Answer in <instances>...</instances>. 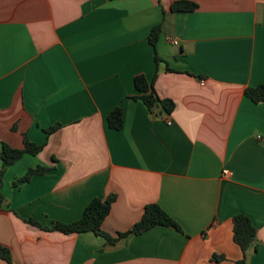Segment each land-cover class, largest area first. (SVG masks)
<instances>
[{"label":"crops","instance_id":"1","mask_svg":"<svg viewBox=\"0 0 264 264\" xmlns=\"http://www.w3.org/2000/svg\"><path fill=\"white\" fill-rule=\"evenodd\" d=\"M174 1L0 0V149L21 148L24 135L43 144L4 172L0 245L11 259L0 264H236L238 213L256 229L248 263L264 264V102L244 95L264 84V0H187L197 7L172 11ZM140 73L156 75L171 112L132 98ZM116 106L119 130L106 121ZM37 164L50 170L12 185ZM110 194V235L151 203L181 231L156 225L107 245L24 221L68 223Z\"/></svg>","mask_w":264,"mask_h":264},{"label":"trees","instance_id":"2","mask_svg":"<svg viewBox=\"0 0 264 264\" xmlns=\"http://www.w3.org/2000/svg\"><path fill=\"white\" fill-rule=\"evenodd\" d=\"M197 7L196 3L187 0L174 1L170 8L172 11H191ZM161 29L159 25L151 27L147 41L153 48L159 39ZM160 59L155 54L154 62L157 66ZM148 80L144 74H136L133 77V86L136 94L132 98L140 99L150 109L153 110L157 106H161L165 112L169 113L174 107V103L170 99L161 98L157 95L154 88V78ZM244 95L254 103L264 102V84L246 87ZM122 108L120 106L114 107L107 115V125L111 129L119 130L123 126ZM60 126L59 123L50 126L46 132L50 134ZM14 129V127H13ZM43 148V144H35L23 136V145L21 148H15L6 142H1L0 149V208L5 204V196L1 192L2 178L8 166L14 164L25 154L37 155ZM50 170V167L37 164L34 167H29L21 176L16 178L13 186H19L31 179L34 175H43ZM115 199V195L110 194L106 198H92L84 207L81 216L71 222L64 223L54 221L51 225H42L33 219H24L25 222L36 226L45 231H59L64 234L91 232L97 236L102 237L107 245H113L121 237L129 234H140L149 228L156 225L171 226L177 231H181L179 225L157 204L151 203L145 205L140 219L135 222L131 228L126 231L118 232L114 237L105 232L101 225L105 217L110 211L111 204ZM232 224V240L239 247L241 251V258L236 260V264H249L248 253L250 250H257L256 229L251 220L243 214H235L231 218ZM0 258L9 262L11 259L10 251L7 247L0 245Z\"/></svg>","mask_w":264,"mask_h":264},{"label":"built area","instance_id":"3","mask_svg":"<svg viewBox=\"0 0 264 264\" xmlns=\"http://www.w3.org/2000/svg\"><path fill=\"white\" fill-rule=\"evenodd\" d=\"M174 43H176V41H173ZM204 81L200 80V83L202 84ZM168 124L170 123L169 121L167 122ZM257 139L262 140V137L260 135L257 136ZM222 174L224 176H229L230 175V171L228 169H223Z\"/></svg>","mask_w":264,"mask_h":264}]
</instances>
